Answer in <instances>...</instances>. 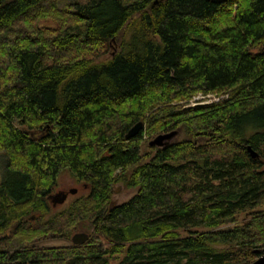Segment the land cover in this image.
<instances>
[{
    "label": "trees",
    "instance_id": "trees-1",
    "mask_svg": "<svg viewBox=\"0 0 264 264\" xmlns=\"http://www.w3.org/2000/svg\"><path fill=\"white\" fill-rule=\"evenodd\" d=\"M111 43L117 53L100 59ZM198 95L226 97L186 109ZM170 131L180 137L141 154L145 136ZM0 154V236L19 223L0 250H21V264L254 262L264 255V0H0ZM61 173L88 195L27 227V215L48 213ZM119 184L135 195L106 213ZM77 231L89 236L82 246L29 247Z\"/></svg>",
    "mask_w": 264,
    "mask_h": 264
},
{
    "label": "flooded vegetation",
    "instance_id": "flooded-vegetation-1",
    "mask_svg": "<svg viewBox=\"0 0 264 264\" xmlns=\"http://www.w3.org/2000/svg\"><path fill=\"white\" fill-rule=\"evenodd\" d=\"M2 174H3V172H0V177H1ZM62 175H67V174L66 173H61L58 176V178L56 179V181H55V186L52 187V189H50L47 192V194L44 196V202H45L47 208L49 209L48 213H46V214L35 213V214L27 215L22 221L27 227L32 228V229H37L39 226H42V225L46 224L53 217L52 216V217L49 218V216L51 214V211H53V210H55L57 208H62L64 210H66L74 201H76V200H78V199H80L82 197H86L88 195L89 188L87 187V185H85L83 183H81V184L77 183V185H79V187H81V188H77V187L67 188V187H64L61 182L59 183V179H60V177ZM81 192L83 194H81ZM10 197H12V196H10ZM114 206H116V205L113 204L112 200H111V202L107 206V212L106 213H108L110 211V209L112 207H114ZM63 211H61V212H63ZM18 224H19L18 222L12 223L11 226L5 231V233L0 236V241L4 240L6 237H9L11 235L12 231H14L15 228L18 226ZM79 232H82V231H77L76 233H79ZM83 233H85V232H83ZM51 239H66V238L53 237L52 236V237H49V238H43L41 240H36L33 243L41 242V241H45V240H51ZM67 240H70V239H67ZM82 245H80V246H82ZM29 247L31 249H34V250H37V249H56V248L32 247L31 244H29ZM72 247H78V246H72ZM61 248H70V247H61ZM58 249H60V248H58ZM20 252H22V251L21 250H16V249L15 250H0V259L1 260L2 259H10L11 260V264H14V263L21 264L22 261H19V260L21 258H24V260H25V258H27L28 256H26L25 253H20ZM21 254H24V256L20 257V256H22ZM27 261L28 262L26 264L33 263L32 261H30L28 259H27Z\"/></svg>",
    "mask_w": 264,
    "mask_h": 264
},
{
    "label": "rangeland",
    "instance_id": "rangeland-1",
    "mask_svg": "<svg viewBox=\"0 0 264 264\" xmlns=\"http://www.w3.org/2000/svg\"><path fill=\"white\" fill-rule=\"evenodd\" d=\"M112 44V45H111ZM110 46L107 48V51H106V54L101 57L100 59L102 60H107V59H110L112 57V55L116 54L117 53V45L115 43H111ZM226 96H221V97H215V96H212V95H208V96H196L195 98H193L190 102H189V105H195V104H205V105H210L212 103H217L220 99H223L225 98ZM204 105V106H205ZM180 136L177 134L173 140H176L178 139ZM153 139V138H152ZM152 139H148V137H144L143 139V143L141 144V147H140V151H141V154L142 155H146V154H149L150 151L148 150L147 148V142L151 141ZM149 140V141H148ZM1 171H4V164H3V157L2 155L0 154V172ZM62 183V185L64 187H67V188H72V187H77V188H81L79 187V185H77V183L75 181H73L72 179H70L67 175H62L59 179V183ZM135 192L136 190H133V189H126L123 185L119 184V185H116L114 187V192H113V195H112V203L115 204L116 206L117 205H121L123 203H125L126 201H128L129 199H131L134 195H135ZM81 194H83L81 192ZM64 209L62 208H57L53 211H51V214L49 216L52 217L54 215H56L57 213L63 211ZM246 220V217L245 216H240L237 220V223H242L243 221ZM81 228L84 230V231H87L88 233L91 232V226L88 224V223H82V226ZM201 231V230H199ZM261 256V255H260ZM260 256H258L257 258H255L254 260L258 259ZM263 256V255H262ZM121 259V257H118L116 259H113L112 261H110L109 264H117L119 262V260ZM252 263V262H251ZM250 263V264H251Z\"/></svg>",
    "mask_w": 264,
    "mask_h": 264
},
{
    "label": "water",
    "instance_id": "water-1",
    "mask_svg": "<svg viewBox=\"0 0 264 264\" xmlns=\"http://www.w3.org/2000/svg\"><path fill=\"white\" fill-rule=\"evenodd\" d=\"M208 2H211L216 5L224 4L230 0H206ZM157 2H154L156 4ZM205 104H195L187 106L186 109L204 106ZM144 125L142 122L136 123L132 128H130L127 133L125 134V139L130 140L135 138L139 132L143 129ZM177 135L176 131H170L168 133L160 134L156 137H154L151 141H149L148 145L150 147H157V148H163L167 143H169L173 138ZM248 151L250 152L251 156L253 158L256 157V153H253L251 149L248 147ZM88 234L79 232L75 233L70 240L67 239H51V240H45L41 242H36L31 244L32 247H39V248H61V247H72V246H80L83 243H85L88 239ZM251 264H264V255L260 256L258 259H256Z\"/></svg>",
    "mask_w": 264,
    "mask_h": 264
}]
</instances>
